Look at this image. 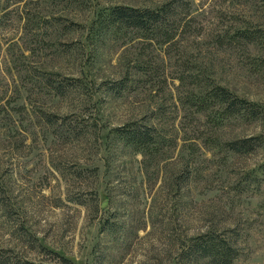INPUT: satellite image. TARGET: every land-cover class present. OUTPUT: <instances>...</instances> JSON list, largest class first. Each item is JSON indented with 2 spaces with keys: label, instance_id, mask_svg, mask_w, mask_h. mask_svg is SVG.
Instances as JSON below:
<instances>
[{
  "label": "rangeland",
  "instance_id": "rangeland-1",
  "mask_svg": "<svg viewBox=\"0 0 264 264\" xmlns=\"http://www.w3.org/2000/svg\"><path fill=\"white\" fill-rule=\"evenodd\" d=\"M169 2V36L102 23ZM214 87L264 111V0H0V252L177 264L190 238L231 230L232 264H264V119L201 104ZM133 122L159 143L124 144ZM257 136L249 155L225 147Z\"/></svg>",
  "mask_w": 264,
  "mask_h": 264
},
{
  "label": "trees",
  "instance_id": "trees-1",
  "mask_svg": "<svg viewBox=\"0 0 264 264\" xmlns=\"http://www.w3.org/2000/svg\"><path fill=\"white\" fill-rule=\"evenodd\" d=\"M172 3H165L156 9L116 6L109 9V12L104 15L105 19L102 23L146 32L157 31L164 36H169V31L167 30L169 25L168 17L175 11ZM55 84H57L55 87L57 94L63 95L66 87L64 88L62 84L59 85V82ZM125 88H127L126 82L120 80L119 83L112 85L109 89L114 90L115 94H119ZM205 96L206 98L202 100L201 104H204L207 100L212 105H221L222 115L246 117L249 121H261L264 119V111L221 87H214ZM45 122L48 125H52L50 118H47ZM59 128L63 129V133L66 131V135L73 134L75 138L79 135V133H75L71 123L64 122L59 125ZM115 132L124 144L137 149L153 147L155 143H159V137L155 135V129L147 124L133 122L116 129ZM261 144L262 137L257 136L227 142L225 147L233 154L246 156L259 148ZM237 256V235H233L231 230L223 232L211 230L190 238L188 243L183 245L177 264H232ZM0 264L31 263L14 260L10 256L4 255V252L1 251Z\"/></svg>",
  "mask_w": 264,
  "mask_h": 264
}]
</instances>
